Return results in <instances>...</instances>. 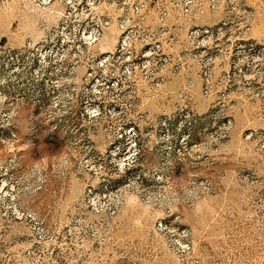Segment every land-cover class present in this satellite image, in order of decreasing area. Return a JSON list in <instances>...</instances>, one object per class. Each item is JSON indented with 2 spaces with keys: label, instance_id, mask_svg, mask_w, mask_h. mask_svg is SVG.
Segmentation results:
<instances>
[{
  "label": "rangeland",
  "instance_id": "1",
  "mask_svg": "<svg viewBox=\"0 0 264 264\" xmlns=\"http://www.w3.org/2000/svg\"><path fill=\"white\" fill-rule=\"evenodd\" d=\"M84 2L0 0V264H264V0Z\"/></svg>",
  "mask_w": 264,
  "mask_h": 264
},
{
  "label": "built area",
  "instance_id": "2",
  "mask_svg": "<svg viewBox=\"0 0 264 264\" xmlns=\"http://www.w3.org/2000/svg\"><path fill=\"white\" fill-rule=\"evenodd\" d=\"M51 0H42V2L44 3H48L50 2ZM100 0H85L84 2V6H85V9L87 10H90L92 9V7ZM108 25V21L106 20H102L99 24V27H102V26H107ZM97 34V33H96ZM95 32H90L86 35H84L83 37V40L85 41H91L93 40V38L96 36Z\"/></svg>",
  "mask_w": 264,
  "mask_h": 264
}]
</instances>
